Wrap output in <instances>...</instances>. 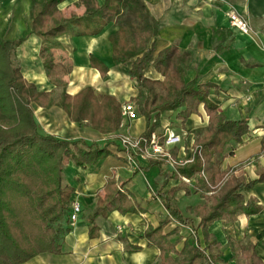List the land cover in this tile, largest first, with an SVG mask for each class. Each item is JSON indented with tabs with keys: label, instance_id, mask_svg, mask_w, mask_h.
Listing matches in <instances>:
<instances>
[{
	"label": "crops",
	"instance_id": "crops-1",
	"mask_svg": "<svg viewBox=\"0 0 264 264\" xmlns=\"http://www.w3.org/2000/svg\"><path fill=\"white\" fill-rule=\"evenodd\" d=\"M80 1L65 0L58 8L67 18L72 12L82 16L84 9L76 8ZM106 1L94 0L98 7H103ZM143 2L159 24V34L154 42L155 57L170 47L190 54L193 61L186 82L214 85L210 100L219 107V113L228 121H249L250 132L242 142L227 147V155L222 160L226 179L242 178L246 183L258 180L259 171L264 170V0ZM32 3L33 0H0V40L23 41L15 52V59L24 78L39 92L52 94L58 100L63 92L74 98L91 88L96 95L111 98L107 100L111 110L117 105L122 109L137 96L136 84L128 74L130 66L116 65L113 61L110 36L118 30L115 23L96 36L74 37L67 33L59 37V47L54 49L57 64L54 78L58 83L52 82L40 56L42 39L32 34ZM230 12H236L248 23L249 34L231 27L227 16ZM92 59L108 68L106 79L92 64ZM145 76L152 80L164 79L152 66L145 71ZM32 109L42 135L64 141H85L107 152L95 166L78 167L72 161L66 163V183L74 189L72 202L81 205L82 215L66 237L64 255L45 254L28 264H158L160 250L150 246L143 236L149 227L158 228L169 217L160 195L183 185L199 191L186 196L185 190H177L175 199L181 210L187 212L188 208L205 202L196 179L192 186L183 183L165 163H140L137 169L128 164L119 136H143L147 129L144 117L137 116L128 121L121 113L119 129L104 134L89 127L87 122H74L58 106L44 108L34 103ZM209 122L202 105L199 113L185 125L174 113L162 116L158 130L169 123L177 134L185 136L174 150V155L179 156L181 148H198L196 132L207 128ZM113 182L118 189L124 186L122 193L129 198L134 212L122 214L115 210L116 201L107 219H96L98 231L91 232L89 219L95 216L100 197ZM241 194L246 201L252 200L261 207L260 212L240 215L235 223L217 221L209 228V233L220 244L218 253L224 263H247L249 256L240 253L254 247L255 262L264 264V183L256 184L251 190H242ZM176 229L178 233L170 241L176 242V250L181 252L185 242L193 243L196 237L189 227L175 220L164 228V232L171 233ZM197 237L204 246L201 231Z\"/></svg>",
	"mask_w": 264,
	"mask_h": 264
},
{
	"label": "trees",
	"instance_id": "trees-1",
	"mask_svg": "<svg viewBox=\"0 0 264 264\" xmlns=\"http://www.w3.org/2000/svg\"><path fill=\"white\" fill-rule=\"evenodd\" d=\"M64 1L33 0L30 12L32 34L42 39L40 56L52 82L58 83L54 78L57 67L54 49L59 47V37L67 33L74 37L96 36L115 23L118 30L110 36L113 61L116 65L130 66L128 74L138 90L130 102L135 105L137 116L146 119L144 136L157 131L161 117L168 113H174L185 125L202 105L205 107L210 122L207 128L196 132L200 153L195 154L192 164L179 169L181 176L196 179L205 202L183 212L175 199L177 190H185L186 196L199 193L185 185L160 195L169 217L158 228L149 227L143 237L160 250L158 264H226L220 259V244L209 228L217 221L235 223L240 215L250 216L261 210L252 200L246 201L241 191L264 183V170L259 171L258 180L249 183L242 178L227 180V172L222 171L227 147L242 142L250 132L249 121H228L219 113V107L210 100L214 85L186 82L193 61L190 54L170 47L155 57L159 24L143 0H107L103 7H98L94 0H81L76 8H83L84 14L72 12L69 18L58 8ZM22 42L0 40V264H28L41 255H64L66 237L72 231L70 214L74 194V189L66 183V162L72 161L78 167L95 166L107 152L85 141H64L42 135L32 105L58 106L74 122H87L89 127L104 134L119 129L122 113L118 105L114 110L109 108L107 100L111 98L98 96L91 88L74 98L63 92L58 100L52 94L39 92L24 78L15 59ZM92 64L106 79L108 68L95 59ZM151 66L163 80L145 76ZM202 172L205 179L200 177ZM116 201L115 210L122 214L134 212L129 198L114 182L110 183L98 201L95 216L89 219L91 232L98 231L96 219H107ZM172 220L189 227L196 237L193 243L187 240L181 252L176 250V242L170 241L178 230L164 232ZM198 231L202 232L204 246L197 237ZM240 254L249 256L245 264L257 260L254 247Z\"/></svg>",
	"mask_w": 264,
	"mask_h": 264
},
{
	"label": "built area",
	"instance_id": "built-area-1",
	"mask_svg": "<svg viewBox=\"0 0 264 264\" xmlns=\"http://www.w3.org/2000/svg\"><path fill=\"white\" fill-rule=\"evenodd\" d=\"M228 19L232 28L242 34H249L250 27L248 23L236 12L228 13ZM122 115L132 121L137 118L136 108L132 102L122 106ZM184 135L177 134L171 124L166 123L161 130L155 131L150 136L132 137L128 134L119 136L120 145L130 166L137 169L140 163H165L172 172L178 174L183 183L192 186L194 180L181 176L179 169L192 164L196 153H200L199 148L188 150L181 148V155H174V150L184 141ZM200 177L205 179L202 172ZM120 192L123 189L119 188ZM82 215V207L79 203L72 202L70 225L74 227Z\"/></svg>",
	"mask_w": 264,
	"mask_h": 264
},
{
	"label": "bare ground",
	"instance_id": "bare-ground-1",
	"mask_svg": "<svg viewBox=\"0 0 264 264\" xmlns=\"http://www.w3.org/2000/svg\"><path fill=\"white\" fill-rule=\"evenodd\" d=\"M31 70V69H30ZM24 74V73H23Z\"/></svg>",
	"mask_w": 264,
	"mask_h": 264
},
{
	"label": "rangeland",
	"instance_id": "rangeland-1",
	"mask_svg": "<svg viewBox=\"0 0 264 264\" xmlns=\"http://www.w3.org/2000/svg\"><path fill=\"white\" fill-rule=\"evenodd\" d=\"M67 163V162H66Z\"/></svg>",
	"mask_w": 264,
	"mask_h": 264
}]
</instances>
